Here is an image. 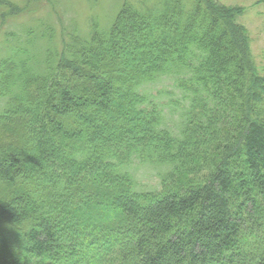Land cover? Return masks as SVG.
Returning <instances> with one entry per match:
<instances>
[{
    "label": "trees",
    "instance_id": "trees-1",
    "mask_svg": "<svg viewBox=\"0 0 264 264\" xmlns=\"http://www.w3.org/2000/svg\"><path fill=\"white\" fill-rule=\"evenodd\" d=\"M38 2L0 0V25ZM241 12L123 0L87 40L61 47L51 13L0 37V221L27 227L23 260L0 228V264H264V76Z\"/></svg>",
    "mask_w": 264,
    "mask_h": 264
},
{
    "label": "rangeland",
    "instance_id": "rangeland-1",
    "mask_svg": "<svg viewBox=\"0 0 264 264\" xmlns=\"http://www.w3.org/2000/svg\"><path fill=\"white\" fill-rule=\"evenodd\" d=\"M17 5L25 6L31 3L38 2L39 0H13ZM123 0H43L38 2L42 5V9H38L34 14H23L20 16L8 17L4 24L1 39L6 31H15L18 26L24 25L31 17H40L42 19L51 13L53 22L59 23L58 39L61 43L62 40H69V33L79 40H87L94 26L98 27V31L106 30L112 20L114 19L119 6ZM136 7L153 6L157 0H130ZM221 4L242 11L239 16V21L246 27L249 34V44L255 60L257 73L264 76V0H217ZM7 9L2 8V14ZM3 22V21H2ZM1 23V22H0ZM0 25V27H1ZM6 38V37H4ZM10 40V39H9ZM81 43V42H80ZM0 120V140H5L9 137V133L5 129V125ZM10 125L8 122H5ZM134 175L137 182L146 188L147 185H153L156 181V172L148 170L139 165L133 166ZM2 185V184H0ZM4 187V186H3ZM26 226V225H25ZM0 228L10 238L13 248L18 253V256L23 258V237L24 231L27 228L9 225L4 221H0ZM21 237V240H20ZM23 260V259H22Z\"/></svg>",
    "mask_w": 264,
    "mask_h": 264
}]
</instances>
